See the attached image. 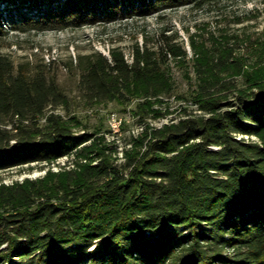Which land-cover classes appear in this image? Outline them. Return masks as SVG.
<instances>
[{
    "label": "trees",
    "instance_id": "16d2710c",
    "mask_svg": "<svg viewBox=\"0 0 264 264\" xmlns=\"http://www.w3.org/2000/svg\"><path fill=\"white\" fill-rule=\"evenodd\" d=\"M221 1L0 0V37L11 23L66 30ZM235 51L226 45L196 61L194 100L204 115L153 128L146 150L123 165L57 113L66 96L51 68L0 53V172L74 154L87 160L0 185V264H264V66L247 68ZM187 57L178 35L166 33L155 48L137 44L131 63L121 48L93 52L80 59L79 90L96 104L161 102L175 91L166 67ZM227 76L248 87L229 98L236 87Z\"/></svg>",
    "mask_w": 264,
    "mask_h": 264
},
{
    "label": "rangeland",
    "instance_id": "374dc122",
    "mask_svg": "<svg viewBox=\"0 0 264 264\" xmlns=\"http://www.w3.org/2000/svg\"><path fill=\"white\" fill-rule=\"evenodd\" d=\"M3 14L5 19L9 17L6 11ZM12 25L6 29L10 33L0 37V53L10 56L16 65L29 62L32 67L47 65L51 68L66 96V103L57 113L77 134H95L99 147L113 148L106 152L118 165L125 164L129 156H137L146 150L145 144L150 139L146 136H150L153 128H161L184 117L204 115L194 98L201 81L196 61L205 53H215L217 48L228 45L237 49L235 56L242 58L247 68L264 66V0H223L205 8H163L160 13L146 18L125 15L66 30L24 32ZM163 33L178 35L188 53L186 59L171 60L166 67L174 83V92L160 96L161 102H157V98H134L126 104H96L83 97L79 90L81 58L93 52L109 57L112 48H121L131 63L132 51L137 44L155 48ZM227 78L236 87L226 92L229 98L233 97L234 90L248 87L243 76ZM157 109H162L163 113L169 110V114L157 117ZM92 144L90 142L88 146ZM86 163L85 157L74 154L51 164L17 167L0 172V185L35 181L50 173L59 175L77 170L78 164Z\"/></svg>",
    "mask_w": 264,
    "mask_h": 264
},
{
    "label": "bare ground",
    "instance_id": "6f19581e",
    "mask_svg": "<svg viewBox=\"0 0 264 264\" xmlns=\"http://www.w3.org/2000/svg\"><path fill=\"white\" fill-rule=\"evenodd\" d=\"M118 124V123H117ZM122 126V125H121ZM117 127V126H116Z\"/></svg>",
    "mask_w": 264,
    "mask_h": 264
}]
</instances>
